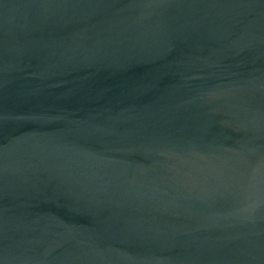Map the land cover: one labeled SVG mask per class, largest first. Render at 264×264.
<instances>
[{"label":"water","instance_id":"95a60500","mask_svg":"<svg viewBox=\"0 0 264 264\" xmlns=\"http://www.w3.org/2000/svg\"><path fill=\"white\" fill-rule=\"evenodd\" d=\"M0 264H264V0H0Z\"/></svg>","mask_w":264,"mask_h":264}]
</instances>
